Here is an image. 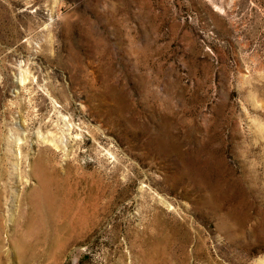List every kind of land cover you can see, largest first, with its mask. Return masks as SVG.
Masks as SVG:
<instances>
[{
	"label": "rangeland",
	"instance_id": "obj_1",
	"mask_svg": "<svg viewBox=\"0 0 264 264\" xmlns=\"http://www.w3.org/2000/svg\"><path fill=\"white\" fill-rule=\"evenodd\" d=\"M0 5V264H264V0Z\"/></svg>",
	"mask_w": 264,
	"mask_h": 264
},
{
	"label": "bare ground",
	"instance_id": "obj_2",
	"mask_svg": "<svg viewBox=\"0 0 264 264\" xmlns=\"http://www.w3.org/2000/svg\"><path fill=\"white\" fill-rule=\"evenodd\" d=\"M42 166H44V164ZM53 166L47 165L46 168H42L41 170L38 171V173H36L38 176V186H36L37 187L36 188V195L34 198H37L38 200H40V199L48 200V199H50V197H52V195L49 191V185L47 183V179L50 178L52 174L53 175L56 174L57 170H56V168H53Z\"/></svg>",
	"mask_w": 264,
	"mask_h": 264
}]
</instances>
